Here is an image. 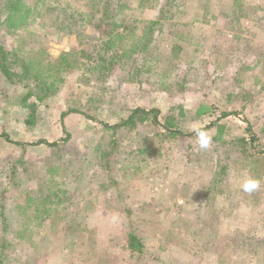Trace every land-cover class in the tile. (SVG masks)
Masks as SVG:
<instances>
[{
    "label": "rangeland",
    "instance_id": "1",
    "mask_svg": "<svg viewBox=\"0 0 264 264\" xmlns=\"http://www.w3.org/2000/svg\"><path fill=\"white\" fill-rule=\"evenodd\" d=\"M55 2L89 17L78 0H0V41L9 49L77 53L32 127L24 91L0 75V133L11 140L0 137L7 264H264V173L261 187L245 193L248 176L259 180L256 167L223 144L250 126L264 151V0H173L137 69L124 55L107 75L96 69L91 26L31 24L34 4ZM112 2L117 23L129 26L118 29L114 50L127 52L161 17L164 0ZM134 108L157 110L158 123L103 127ZM68 110L80 113L61 120ZM222 112L230 115L206 129L207 149L196 134L162 129L172 118L193 134ZM132 232L139 250L128 247Z\"/></svg>",
    "mask_w": 264,
    "mask_h": 264
},
{
    "label": "trees",
    "instance_id": "2",
    "mask_svg": "<svg viewBox=\"0 0 264 264\" xmlns=\"http://www.w3.org/2000/svg\"><path fill=\"white\" fill-rule=\"evenodd\" d=\"M81 1L86 8L90 11L89 17L85 18L79 9L73 12L67 13V9L57 2L52 4H46L38 9L37 4H34V17L31 24H38L41 21H50L51 26L56 32L72 31L73 28L80 26L78 23H85L92 27L94 36L91 38L95 40L92 43V47L96 50V69L100 74H109L112 72L116 65L121 63L124 55L133 57V66L137 69V62L142 61L145 58V54L150 53L151 37L154 33V26L158 25L160 19H163L164 9L166 7L173 8V0H164L161 5V17L156 20L146 23L145 31L140 35L136 41L132 43L131 48L127 52L125 50H114L115 37L119 38L118 29L126 30L129 28L127 24L117 23L113 14V2L112 0H78ZM140 0L139 5H142ZM147 1V0H146ZM38 0H34L37 3ZM11 5V1L9 2ZM81 9V8H80ZM77 13H79L77 17ZM8 15V13H7ZM4 16V13L3 15ZM7 17V16H6ZM49 17V18H47ZM5 18V17H4ZM81 27V26H80ZM71 29V30H70ZM78 33V32H77ZM23 40V39H22ZM90 43V44H91ZM128 53V54H127ZM76 52H63L57 58H51L46 55L44 47H39L37 50L31 48L28 51H24L23 47L17 49H9L0 41V75L4 81L11 86H18L24 91V95L21 98L20 105L23 108L28 109V118L25 120V124L28 127H32L35 124L36 113L39 105L43 104L47 98H49L55 91L56 85L63 82L60 76L63 73L72 69L76 63ZM68 113H80L77 110H68L60 114L61 120ZM229 113L222 112L221 115L210 124H207L202 130L214 127L220 119L226 118ZM87 119H93L91 116L84 115ZM158 111L157 110H144L141 108L131 109L125 118L120 119L116 124L109 125L103 124V127L108 130L119 131L121 129L134 130L138 125L151 122L152 124L158 123ZM173 119H167L162 125V129L165 131L167 137L176 136H188L193 134H183L181 130L174 127ZM62 123V121H61ZM0 137L10 142V138L4 132L0 133ZM214 139V138H213ZM66 140V139H65ZM63 140V141H65ZM112 140V138H111ZM62 141V142H63ZM20 146L24 144L15 143ZM227 148L231 145L236 146L235 157L236 159H242L243 163H247L249 166L255 165V174L261 181L260 177L264 173V151L261 148V141L258 136L251 133L250 126L241 130V135L233 137L229 142L223 143ZM35 145H45L49 148H59L58 142L48 143L46 141L39 140ZM230 159V156L227 157ZM247 166H245L246 168ZM244 168V169H245ZM261 168V169H260ZM15 168H13L14 170ZM224 172L221 168L214 173L213 182H217L221 177L220 174ZM0 264L8 263L7 252V231L8 225L4 214L0 213ZM128 247L130 250L135 251L141 248V241L137 238L135 233L128 235Z\"/></svg>",
    "mask_w": 264,
    "mask_h": 264
},
{
    "label": "clouds",
    "instance_id": "3",
    "mask_svg": "<svg viewBox=\"0 0 264 264\" xmlns=\"http://www.w3.org/2000/svg\"><path fill=\"white\" fill-rule=\"evenodd\" d=\"M195 131H196V135H197V143L199 145V148L200 149L209 148V146L212 142V137L208 134V132L206 130H202V129H197ZM241 187L245 193L250 194V193L257 191L261 187V183H260V180L254 178L252 176H248L244 180Z\"/></svg>",
    "mask_w": 264,
    "mask_h": 264
}]
</instances>
